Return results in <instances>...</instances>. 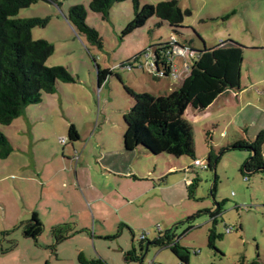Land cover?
I'll use <instances>...</instances> for the list:
<instances>
[{"label":"rangeland","instance_id":"374dc122","mask_svg":"<svg viewBox=\"0 0 264 264\" xmlns=\"http://www.w3.org/2000/svg\"><path fill=\"white\" fill-rule=\"evenodd\" d=\"M164 1L168 0H139V4ZM176 1L181 9L190 10L179 34L154 16L142 28L122 35L133 18V3L126 0L110 6L106 16L93 13L90 0H39L19 10L20 18L49 17L44 27L32 29V38L53 45L46 64L66 67L74 82H58L55 92L42 93L41 102L26 106L9 125L0 124L12 146V152L0 158V264H81L80 252L87 261L101 259L104 264H179L168 245L153 243L167 230L174 235L172 241L190 251L189 264H241V258L245 264L252 260L264 264V172L242 173L249 151L225 145L230 136L255 139L264 130L263 82L244 93V102L253 99L251 106L235 113L238 108L218 101L209 109L211 118L192 125L195 158L207 163L211 153L217 158L215 170L194 167L187 155H154L144 147L127 151L122 145L123 114L133 104L123 85L164 95L181 83L154 77L149 66L153 45L172 38L201 49L203 42L214 47L230 36L242 47L264 46L263 0ZM72 5L85 9L86 24L99 33L101 48L68 24ZM244 59L245 87L251 79L264 77V50L246 49ZM174 62L179 66L178 59ZM98 67L110 71L100 86ZM211 119L212 128L207 124ZM71 123L79 130L75 142L67 138ZM77 162L90 167L77 170ZM103 164L122 170L132 165L135 172L121 179L99 174L98 165ZM169 166L177 170L168 172ZM76 170L80 182L75 181ZM163 172L167 173L162 178ZM195 176L198 184L189 197L187 185ZM92 193L101 199L92 201ZM222 201L214 225L223 235L215 240L217 253L207 246V236L210 211ZM33 211L43 226L35 239L24 236ZM57 225H63L59 234H69L58 243L52 231ZM131 248L141 261L125 260Z\"/></svg>","mask_w":264,"mask_h":264},{"label":"trees","instance_id":"16d2710c","mask_svg":"<svg viewBox=\"0 0 264 264\" xmlns=\"http://www.w3.org/2000/svg\"><path fill=\"white\" fill-rule=\"evenodd\" d=\"M39 0H0V124L9 125L19 116L26 106L41 102L42 93H53L58 82H74V77L64 66H48L46 61L53 54L54 47L49 42L33 39L32 29L44 27L49 17L34 16L30 18L17 17L19 10L37 3ZM53 1V0H43ZM125 0H90L89 9L93 13L107 15V10L114 3ZM133 3V18L123 29L122 35H129L134 30L142 28L152 17L160 22L166 21L175 34L184 28L183 21L190 14L189 9H181L176 0H168L156 5L140 6L139 0H126ZM86 12L81 5H72L68 8L66 19L74 30L84 35L86 40L97 48L102 47L99 33L86 24ZM229 17L225 16L224 19ZM158 22V25L161 24ZM174 39L157 43L151 47L152 59L155 65L152 71L155 78L168 77L172 66L171 51ZM179 41V40H178ZM183 44L191 46L190 41ZM191 58L189 73L179 79L180 85L164 95L136 91L123 85L124 91L133 99V104L123 114L125 130L122 145L125 150L131 151L137 147H144L154 155L167 154L179 158L187 155L192 161L195 158L193 147L192 123L185 117V111L191 103L197 105L198 110L207 108L221 92L240 88L241 64L243 47L233 40L220 42L218 45L207 48L203 42L201 49H195ZM97 83L101 85L107 68H97ZM163 70V77L157 73ZM79 133L75 126L69 124L68 139L72 142L79 140ZM264 130H261L255 139L236 140L226 148L249 151V157L242 165V173L264 172ZM225 148V149H226ZM12 152V146L0 131V158H6ZM217 158L209 154L207 168L213 169ZM206 168V169H207ZM192 169V168H188ZM187 169V170H188ZM243 175L244 178L247 176ZM198 177L192 178L187 185L188 196L192 197L197 187ZM216 191V176L213 179L211 195ZM223 201L210 211L212 224L208 229L207 246L218 252L215 240L222 239L223 235L215 230L217 215L220 214ZM188 219H191L189 217ZM65 224V223H64ZM63 225L52 228L55 242L66 239L69 234L61 235ZM190 229L187 227L186 231ZM43 226L35 211L24 226V236L37 238L42 233ZM174 236V235H173ZM171 231L167 230L154 240V244L168 245L170 250L179 259V264H189L190 251L172 241ZM145 238V237H144ZM140 239V242L144 239ZM4 253V251H2ZM125 260L141 261L136 256L135 248L124 254ZM81 264H104L101 259L87 261L82 253L78 254ZM241 264H245L241 258ZM214 264V263H211ZM246 264H260L252 260Z\"/></svg>","mask_w":264,"mask_h":264},{"label":"crops","instance_id":"0c3cea01","mask_svg":"<svg viewBox=\"0 0 264 264\" xmlns=\"http://www.w3.org/2000/svg\"><path fill=\"white\" fill-rule=\"evenodd\" d=\"M56 1V0H55ZM264 1V0H263ZM233 13V12H232ZM231 13V14H232ZM229 39L233 40V38H231L229 36ZM235 41V40H233ZM205 46L207 47L206 43H204ZM211 48V47H209ZM254 49V48H257V50H264V46L261 44V45H250L249 47L247 45H245L243 47V59H242V64H241V76H240V88L238 89H229L225 92H221L219 95H217V97L213 100V102L207 107V108H204L203 110H198L197 109V105L195 103H191L189 107H187L186 111H185V117L188 119V121L190 123H192L191 125L193 124H196V123H202L204 120L206 121L207 119L211 118V112L209 111L210 108H213V106H215L216 102L220 101L222 103L223 106H226V107H229V106H233L235 108H238L235 113H239V111L241 109H243L246 105L248 106H251L249 105L251 101H253V99H249L248 101L244 102L243 99H244V93L248 90V89H253V86L256 84H259L260 82H263L264 83V77L257 80V79H251L250 80V84L248 86H243L242 84V78H243V62H244V51L246 49ZM189 65H190V61L189 60H186V61H182V60H179V70L181 71L180 73V76L181 78L185 77L188 73H189ZM187 66V67H186ZM257 90V89H256ZM255 99V98H254ZM256 101V99H255ZM261 101V100H260ZM234 113V114H235ZM207 124L209 126H211L210 128L213 127L214 123H213V119H211L210 121L207 122ZM207 125V126H208ZM237 128V127H236ZM240 128V127H238ZM237 128V129H238ZM207 130V129H206ZM77 131L79 132V130L77 129ZM210 131H207V134H209ZM224 135L223 137H226L225 134H222ZM232 138H230L229 140H227V142H225V145L226 147L231 145L233 142H235L236 140H243L242 138H238L237 136H230ZM89 140H91L93 137L89 136L88 137ZM95 145L96 146H99V144L97 143V141H95ZM83 152V151H82ZM116 151H113L112 153H115ZM93 156V155H92ZM79 160V158H78ZM96 163V162H95ZM79 163L77 162L76 163V169L78 170V168H85L88 166V165H78ZM90 167V166H88ZM99 167V174H102V173H107V174H110V175H113L114 177H120L121 178H127V177H130L133 175V173L135 172V170L133 169L132 165H130V169H125V170H122L119 166H117L116 168L113 169V167H110L109 165H98ZM129 167V166H128ZM77 170L75 171V181L76 182H80L79 180V177H78V174H77ZM177 170L175 166H169L167 168V171L171 172V171H175ZM164 173H167V172H163L161 173L160 176H162L163 178V174ZM39 177H41V175H39ZM161 178V179H162ZM47 179V178H46ZM107 179V178H106ZM105 179V180H106ZM107 181H109L107 179ZM45 182V181H44ZM189 183V182H188ZM92 185V184H90ZM89 185V186H90ZM113 185L115 186V182L113 183ZM154 187V186H153ZM160 188V187H159ZM161 189V188H160ZM98 192V191H97ZM85 197L88 199V196H87V193H84ZM92 196L91 197V200L92 201H98L99 199H101L100 197H102L100 194L98 193H92L91 194ZM142 194L138 195L137 197H140ZM132 201V199H129V202ZM126 204V203H125ZM124 204V205H125ZM37 213V212H36ZM38 214V213H37ZM80 253H83V252H80Z\"/></svg>","mask_w":264,"mask_h":264},{"label":"built area","instance_id":"2783aa9c","mask_svg":"<svg viewBox=\"0 0 264 264\" xmlns=\"http://www.w3.org/2000/svg\"><path fill=\"white\" fill-rule=\"evenodd\" d=\"M173 42H174L173 48L171 51L172 57H170L172 59L173 63H172L171 71H170V74L168 77H172L173 79H181V76H180L181 73H180L179 67L175 64L174 60L175 59L182 60V61L189 60L191 63V58L194 57L195 50L192 49L191 46L183 44L176 39ZM152 57H150V59H149V66H150L151 70L154 71L155 65H154ZM163 75H164L163 70H160L157 73V76H159V77H163ZM192 165L194 167L202 168L203 170L207 168L206 162L204 160H201V159H194L192 161ZM189 182H190V180H189ZM228 231H230V228H226V232H228ZM144 237L145 236L142 235L141 238H139V239H142Z\"/></svg>","mask_w":264,"mask_h":264},{"label":"water","instance_id":"95a60500","mask_svg":"<svg viewBox=\"0 0 264 264\" xmlns=\"http://www.w3.org/2000/svg\"><path fill=\"white\" fill-rule=\"evenodd\" d=\"M213 170H215V167L213 168ZM149 243H150V242H147L146 245H145V249H144L145 252H146V250H147V248H148ZM141 249L143 250L142 247H141ZM140 260H141V258H140Z\"/></svg>","mask_w":264,"mask_h":264}]
</instances>
